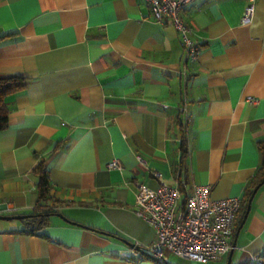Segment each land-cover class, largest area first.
<instances>
[{
    "label": "crops",
    "instance_id": "0c3cea01",
    "mask_svg": "<svg viewBox=\"0 0 264 264\" xmlns=\"http://www.w3.org/2000/svg\"><path fill=\"white\" fill-rule=\"evenodd\" d=\"M181 17L195 62L144 0H0V75L25 78L5 98L0 215L32 214L40 163L54 202L41 228L0 220V264H173L182 258H124L128 244L153 240L133 210L138 189L161 182L239 198L243 217L262 163L264 0H195ZM112 160L121 169H107ZM240 222L230 264L264 254V185L236 232ZM229 252L206 264H227Z\"/></svg>",
    "mask_w": 264,
    "mask_h": 264
},
{
    "label": "built area",
    "instance_id": "2783aa9c",
    "mask_svg": "<svg viewBox=\"0 0 264 264\" xmlns=\"http://www.w3.org/2000/svg\"><path fill=\"white\" fill-rule=\"evenodd\" d=\"M144 1L155 21L170 23L179 34L185 61L195 62L199 47L193 39L192 28L181 17L182 11L195 0ZM253 13L251 1L244 10L241 24L251 22ZM106 167L121 169V164L112 160ZM155 176L161 177L159 173ZM176 184L169 186L161 182L155 190L140 187L136 192L133 212L152 228L153 240L145 248L137 244L131 246L124 257L126 261L138 262L147 254L159 262L164 261L166 255H172L206 264L220 260L231 250L241 199L213 200L209 186L192 185L189 193L184 194L185 185L179 181ZM249 263L264 264V254H254Z\"/></svg>",
    "mask_w": 264,
    "mask_h": 264
},
{
    "label": "trees",
    "instance_id": "16d2710c",
    "mask_svg": "<svg viewBox=\"0 0 264 264\" xmlns=\"http://www.w3.org/2000/svg\"><path fill=\"white\" fill-rule=\"evenodd\" d=\"M25 86V78L19 76H2L0 75V131L7 127L8 111L5 104V98L11 94L21 91ZM182 142V141H181ZM185 141L183 140L184 145ZM258 149L262 155V163L256 170L253 178L246 187L243 202H248L258 190L264 185V139L257 143ZM35 174L39 178L37 186V202L33 207V212L24 221L37 228H41L46 224L48 217L54 214V204H49L51 200V185L49 183L48 174L43 165L40 163L34 169ZM241 211V213H240ZM243 207L241 206L237 222L242 218Z\"/></svg>",
    "mask_w": 264,
    "mask_h": 264
},
{
    "label": "water",
    "instance_id": "95a60500",
    "mask_svg": "<svg viewBox=\"0 0 264 264\" xmlns=\"http://www.w3.org/2000/svg\"><path fill=\"white\" fill-rule=\"evenodd\" d=\"M255 192H256V190H255ZM250 202H251V200L248 201V204L246 206V210H245V212L243 214L242 220H241L236 232H238L240 230V228L242 227V225H243V223H244V221L246 219V216H247L249 208H250ZM27 217L28 216H23V215L22 216L21 215H15V216H3V215H0V220H13V219H15V220H24ZM128 245L133 246L134 244H128ZM233 248H234V243L232 245V248H231V250L229 252V255H228V258H227V264H230V258H231V253H232V249ZM137 249H139V248L137 247ZM144 255L146 257L150 258V259L156 260V259L152 258L151 256H148L147 254H144ZM156 261H158V260H156ZM162 263L163 264H167L166 262H162Z\"/></svg>",
    "mask_w": 264,
    "mask_h": 264
},
{
    "label": "rangeland",
    "instance_id": "374dc122",
    "mask_svg": "<svg viewBox=\"0 0 264 264\" xmlns=\"http://www.w3.org/2000/svg\"><path fill=\"white\" fill-rule=\"evenodd\" d=\"M166 255V254H165ZM166 256H169V255H166ZM168 261L170 263H173V264H183L184 261L182 259H177V258H173V257H167ZM210 264H213V263H210Z\"/></svg>",
    "mask_w": 264,
    "mask_h": 264
}]
</instances>
